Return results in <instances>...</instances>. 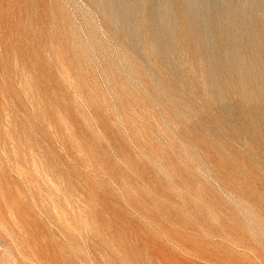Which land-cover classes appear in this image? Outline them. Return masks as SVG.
<instances>
[{"label": "rangeland", "instance_id": "rangeland-1", "mask_svg": "<svg viewBox=\"0 0 264 264\" xmlns=\"http://www.w3.org/2000/svg\"><path fill=\"white\" fill-rule=\"evenodd\" d=\"M263 64L264 0H0V264H264Z\"/></svg>", "mask_w": 264, "mask_h": 264}, {"label": "bare ground", "instance_id": "bare-ground-1", "mask_svg": "<svg viewBox=\"0 0 264 264\" xmlns=\"http://www.w3.org/2000/svg\"><path fill=\"white\" fill-rule=\"evenodd\" d=\"M253 10V9H252ZM255 11V10H254ZM253 12V11H252ZM255 14V13H254ZM258 16V15H257ZM262 16V15H261ZM159 17V16H158ZM215 19V18H214ZM161 20V19H160ZM162 21V20H161ZM161 21H160V23H161ZM183 21V20H182ZM247 22V21H246ZM182 23V22H181ZM239 24V23H238ZM251 24V23H250ZM244 25H245V23H244ZM234 26V25H233ZM168 27V26H167ZM236 27H238V25L236 26ZM253 27V26H252ZM165 28V27H164ZM236 29V28H235ZM256 29V28H255ZM254 29V30H255ZM233 31V30H232ZM255 32V31H254ZM250 34V33H249ZM237 36V35H236ZM238 36H240V35H238ZM236 39V38H235ZM237 41V40H236ZM241 41V40H240ZM231 42V41H230ZM236 43V42H235ZM231 44V43H230ZM247 45V44H246ZM249 47V46H248ZM240 48V47H239ZM262 52V51H261ZM228 53V52H227ZM229 55V54H228ZM226 57V56H225ZM234 57V56H233ZM234 59H236V58H234ZM234 61H237V60H234ZM229 62V61H228ZM232 62V61H231ZM235 64H236V62H235ZM243 65H244V63H243ZM243 65H241V67L243 66ZM264 65V64H263ZM245 66V65H244ZM260 66V65H259ZM262 66V65H261ZM260 66V68H262ZM255 67V66H254ZM240 69V68H239ZM263 70H264V68H263ZM232 71V70H231ZM261 71V70H260ZM221 72V71H220ZM240 73V72H239ZM246 73V72H245ZM241 74V73H240ZM245 76V75H244ZM234 77V76H233ZM261 78V77H260ZM232 82H233V80H232ZM243 82V81H242ZM228 83V82H227ZM262 83V82H261ZM221 84V83H220ZM225 84V83H224ZM237 84V83H236ZM263 84V83H262ZM241 85V84H240ZM243 85H244V83H243ZM222 87V86H221ZM241 87V86H240ZM262 87V86H261ZM264 87V86H263ZM247 89V88H246ZM238 92V91H237ZM258 92H259V90H258ZM247 93V92H246ZM252 93V92H251ZM234 94V93H233ZM260 94V93H259ZM224 97V96H223ZM250 98H252V97H250ZM225 99V98H224ZM248 99V98H247ZM240 101V100H239ZM248 101V100H247ZM259 101V100H258ZM249 102V101H248ZM255 102V101H254ZM246 107V106H245ZM236 111L237 112H241V111H244V107H242V105L240 104V105H237V107H236Z\"/></svg>", "mask_w": 264, "mask_h": 264}]
</instances>
